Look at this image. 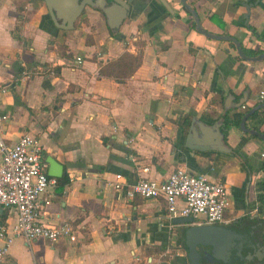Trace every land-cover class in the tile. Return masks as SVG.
Wrapping results in <instances>:
<instances>
[{"label": "crops", "instance_id": "1", "mask_svg": "<svg viewBox=\"0 0 264 264\" xmlns=\"http://www.w3.org/2000/svg\"><path fill=\"white\" fill-rule=\"evenodd\" d=\"M165 1L172 12L160 0H127L116 29L102 10L85 6L66 30L42 0H0V114L9 117L2 135L8 144L34 135L44 161L63 165L57 185L39 197L37 219L68 221L74 235L54 242L16 236L0 264H189L183 232L200 218L176 223L163 199H129L111 186L116 174L129 183L164 180L176 167L224 182L230 202L223 225L248 230L264 246V201L260 209L256 191L264 141L240 124L222 125L224 116L260 103L264 59L239 58L230 41L196 31L180 0ZM186 2L208 32L257 51L249 56L264 53V40L249 30L264 35V0ZM245 4H252L247 24ZM125 53L139 58L131 74L117 80L101 73ZM215 125L227 151L211 149ZM191 126L190 143L209 149L185 146ZM245 126L264 134V120ZM14 220L12 209L0 207L1 222Z\"/></svg>", "mask_w": 264, "mask_h": 264}, {"label": "built area", "instance_id": "2", "mask_svg": "<svg viewBox=\"0 0 264 264\" xmlns=\"http://www.w3.org/2000/svg\"><path fill=\"white\" fill-rule=\"evenodd\" d=\"M82 62L76 57V63ZM6 89H1L4 93ZM264 100V91L258 94ZM9 120L0 114V126ZM264 158V153H261ZM43 148L37 137L23 133L15 143H6L0 128V207L12 209L15 220L6 224L0 221V260L6 256L8 247L16 236L27 242L43 238L54 242L60 237L74 239L72 225L68 221L43 224L37 219L40 195L58 183L46 172ZM142 172L148 168H141ZM111 186L131 199H163L167 214L173 217L200 218L201 224H226L225 209L229 205L226 184L211 181L205 175H195L184 168L176 167L164 180L140 176L129 183L121 174H116Z\"/></svg>", "mask_w": 264, "mask_h": 264}, {"label": "water", "instance_id": "3", "mask_svg": "<svg viewBox=\"0 0 264 264\" xmlns=\"http://www.w3.org/2000/svg\"><path fill=\"white\" fill-rule=\"evenodd\" d=\"M44 1L49 16L54 25L61 29H73L74 22L80 16L85 6L97 7L104 12L107 17L108 26L116 29L121 24L127 14V0H111L110 5H106V0H42ZM166 9L172 12L171 7L165 0H160ZM185 10L191 15L196 31L211 39L230 41L237 51L239 58L248 61H260L264 59V53L249 56L244 53L240 42L233 36L224 34H213L205 30L199 16L186 0H180ZM252 4H245L247 12L243 15L248 20L250 7ZM264 107V101L250 108L242 117L240 127L244 131L259 137L264 141V134L245 126V121L258 109ZM215 136L211 149L218 151H227L222 141L220 125H215ZM195 134L193 127L186 136L185 146L188 149L207 150L209 147H198L192 143V136ZM45 162L48 163L47 175L50 177H61L63 174V165L54 158L47 156ZM176 223L191 224L194 222L192 217H177ZM183 240L186 247V254L189 264H203V261L210 263L220 262L229 264L241 260L251 261L254 258L261 259L264 257V247L259 243H254V239L248 230H242L235 225L223 224H192L188 225L183 232ZM249 250V251H248ZM247 251V252H246ZM245 252V253H244Z\"/></svg>", "mask_w": 264, "mask_h": 264}, {"label": "trees", "instance_id": "4", "mask_svg": "<svg viewBox=\"0 0 264 264\" xmlns=\"http://www.w3.org/2000/svg\"><path fill=\"white\" fill-rule=\"evenodd\" d=\"M249 30L254 35H256L258 39L264 40V35H258V33L255 31V29H253L252 27H250ZM243 51L247 55H252V54L257 53L256 50L252 51V50H248L246 48H243ZM138 59H139L138 57H135V56H132L128 53H125L122 56H120V58H118L117 60L113 61L110 65H108V67H104L102 69L101 73L105 74L107 76H111L117 80L126 78L129 74H131L133 72V70L138 65V61H139ZM247 111L248 110H246L245 112H235L231 117H228L227 115L224 116L223 122H222L223 130H227L228 126L230 124L239 125L242 117L244 116V114ZM255 118L258 119L259 122H262L264 120V107L258 109L252 115H250L248 117V120L255 119ZM253 127L257 131L259 130L258 126H253ZM262 168L264 170V162H263ZM65 181H66V179H65ZM256 191H257V199L260 202V209H261L263 201H264V179L257 183ZM261 210H262V212H264L263 208ZM183 245H184V243H183ZM184 248H186L185 245H184ZM254 260H256V262H254ZM218 263L222 264L220 262H218ZM253 263L264 264V257H262L261 259L254 258L251 261L241 260V261H237V262H233V263H229V264H253Z\"/></svg>", "mask_w": 264, "mask_h": 264}, {"label": "flooded vegetation", "instance_id": "5", "mask_svg": "<svg viewBox=\"0 0 264 264\" xmlns=\"http://www.w3.org/2000/svg\"><path fill=\"white\" fill-rule=\"evenodd\" d=\"M254 243H256V241H254ZM263 246V245H262ZM264 247V246H263ZM205 261V260H204ZM208 262V261H207ZM213 263H218V262H213Z\"/></svg>", "mask_w": 264, "mask_h": 264}]
</instances>
